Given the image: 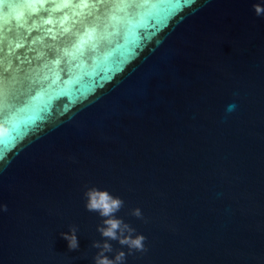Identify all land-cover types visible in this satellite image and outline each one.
<instances>
[{"label":"water","instance_id":"95a60500","mask_svg":"<svg viewBox=\"0 0 264 264\" xmlns=\"http://www.w3.org/2000/svg\"><path fill=\"white\" fill-rule=\"evenodd\" d=\"M256 3L264 0H97L76 25L97 28L80 50L72 34H6L0 264H94L93 242L105 238L104 218L85 207L93 186L121 198L116 217L146 237V251L124 264H264ZM71 226L77 250L61 236ZM109 242V258L128 253Z\"/></svg>","mask_w":264,"mask_h":264},{"label":"clouds","instance_id":"9594fccd","mask_svg":"<svg viewBox=\"0 0 264 264\" xmlns=\"http://www.w3.org/2000/svg\"><path fill=\"white\" fill-rule=\"evenodd\" d=\"M94 0H0V33L5 34L13 27L18 29L36 31L41 27H47L50 35L48 38L56 40L62 35L74 36V49L80 50L92 42L97 35V28L91 24H85L82 31L76 32V25L81 20L92 14L96 9ZM257 16H264V4L253 5ZM66 54H71V50H65ZM5 72L10 71L5 67ZM11 136V130L5 125H0V140ZM86 200L85 207L90 212H98L104 218L102 225L97 231L102 235L103 242L95 241L92 247L99 249L94 257V264H124L126 256L134 251H146L144 241L146 237L142 234L133 235L135 228L116 217V213L123 207L124 201L113 196L107 190L98 187H89L84 192ZM7 211V206H0ZM132 215L137 218L142 217L140 208L132 210ZM78 227L71 226L69 232H62L61 236L68 241L70 250L79 248L77 236ZM117 240L120 245L128 247V253L119 251L114 258L107 255L113 251V246L109 242Z\"/></svg>","mask_w":264,"mask_h":264},{"label":"snow or ice","instance_id":"6c2138e0","mask_svg":"<svg viewBox=\"0 0 264 264\" xmlns=\"http://www.w3.org/2000/svg\"><path fill=\"white\" fill-rule=\"evenodd\" d=\"M94 2L96 3L97 0H94ZM41 28H44L45 31H46L47 33L50 34L49 29H48L47 27H41ZM39 29H40V28H39ZM39 29L36 30V31L39 32ZM23 30H24V29H23ZM25 31H27V30H25ZM11 32H12V30H11L10 32H8V33H9V38L15 40L16 37L12 36V35H11ZM29 35H30V33H29ZM3 39H4V38H3V35H2V33H0V42H2ZM12 47H13V45H9V53H11ZM14 47H15V48H20V47H22V45H21L20 43H15V44H14Z\"/></svg>","mask_w":264,"mask_h":264}]
</instances>
